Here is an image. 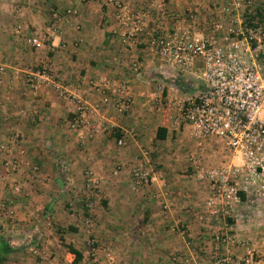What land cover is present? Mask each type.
Returning <instances> with one entry per match:
<instances>
[{
  "label": "crops",
  "instance_id": "obj_1",
  "mask_svg": "<svg viewBox=\"0 0 264 264\" xmlns=\"http://www.w3.org/2000/svg\"><path fill=\"white\" fill-rule=\"evenodd\" d=\"M8 1L0 0L1 28L6 26V18H11L6 9L13 12L15 8L11 20L16 18L15 27L21 24L25 36L49 35L41 49H33L15 36L23 50L8 61L3 79L7 86L12 84L13 91L4 85L0 88V145L10 144L26 175L20 179L18 195L0 177V200H8L15 209L10 220L0 214V224L8 235L6 245L12 249L9 263L72 264L65 245L82 252L80 264L93 263L87 259L90 253L84 234L90 222L94 237L113 252L110 263L102 249L100 260H96L99 264H218L225 254L242 257L246 251L242 242L256 250L252 264H264V200L249 199L238 205L229 224L209 215L205 223L198 220V214L206 213L203 203L209 189L205 182L193 178L191 157L211 164L223 158V151L213 138L194 141L189 127H175L174 120L179 102L202 89L196 84L192 89L190 82L200 80L203 62L198 60L191 71L181 74L152 46L158 38L183 31L206 35L216 23H222L225 30L232 26L239 29L241 21L220 15L225 1L121 0L124 8L139 18L136 29V24L120 25L114 18L115 7H103L101 2ZM54 13L61 15L60 21ZM125 35H131L128 43H123ZM218 37L221 39L222 33ZM134 63L141 65L139 72L134 71ZM44 65L66 90L88 104L92 131L82 133L86 139L71 129L74 102L61 98L52 83L32 90L31 83ZM100 82L107 85L103 91L94 86ZM124 89L132 104L120 113L113 103L106 104L104 97H118ZM160 128L165 129L163 139H158ZM119 139L125 141L124 147L117 145ZM146 151L149 156L144 155ZM224 158L231 160L232 156ZM4 162L0 156V174H5ZM142 163L155 167L156 182L144 187L145 191L138 188L135 197H121L128 183L132 187L133 167ZM117 165L123 171L113 176ZM33 167H38L39 174L28 179V173L35 174ZM88 169L99 181V198L88 197ZM65 193L73 198L71 203ZM90 215H96L94 223ZM44 221L69 227L76 234L68 242L69 232L64 234L59 227L58 231H29ZM180 227L183 234L175 231ZM218 236L234 237L236 242L222 243L216 249ZM30 252L39 254L41 262L28 259Z\"/></svg>",
  "mask_w": 264,
  "mask_h": 264
},
{
  "label": "built area",
  "instance_id": "obj_2",
  "mask_svg": "<svg viewBox=\"0 0 264 264\" xmlns=\"http://www.w3.org/2000/svg\"><path fill=\"white\" fill-rule=\"evenodd\" d=\"M101 2L103 7L114 6V18L124 27L135 25L138 27L139 18L127 11L121 0H89ZM219 9L220 15L235 18L239 29L233 26L226 29L222 23H216L211 32L198 36L189 31L173 37H161L152 42L154 51L170 67L177 68L181 74L191 71L198 60L203 62L201 75L202 89L186 100L179 102L175 127L186 125L189 127L190 137L196 142L206 139H219L233 152L239 163L223 164L216 167H205L200 159H191L193 178L208 185L209 195L203 203L206 213L197 215L199 221H204L206 215L217 220H226L231 217L234 209L244 201L240 192L254 194L264 199V30L256 31L245 24L246 15L253 9V0H224ZM71 14V12H68ZM53 17L60 21L58 13ZM68 22V19H64ZM56 27L52 29L55 32ZM222 33V38L218 33ZM15 36L22 38L26 45L33 49H41L49 35L40 37L36 35L25 36L21 24L14 28ZM131 35H125L123 43L130 41ZM133 69L139 72L141 65L134 63ZM5 69L0 66L1 75ZM43 83H52L59 96L68 102H74L75 110L71 121V129L83 133L91 131L88 104L78 98L74 93L64 88L50 67L44 66L38 71L35 82L31 83L37 89ZM99 91L107 87L100 82L94 85ZM118 97L107 95L105 103H113L120 112L125 113L131 107V99L124 89ZM125 141L119 139L117 145L125 146ZM19 153L25 155L24 149ZM148 156V152H144ZM0 156L5 159L7 177L22 175L25 170L19 158L13 155L10 144L0 145ZM38 167H33L36 173ZM117 174V171L114 173ZM88 197L95 196L98 191L91 171L86 172ZM132 184L136 188L149 186L156 182L157 175L151 165H138L132 169ZM7 177L1 176L5 179ZM21 187L16 179L11 190L15 193ZM0 212L5 220L15 215V209L8 200H0ZM216 249L221 244L231 245L236 242L234 237H216ZM246 246L242 257H233L225 254L218 259V264H252L256 251L252 246ZM90 253L97 260L102 250L96 240L89 242ZM105 255L110 259L111 252L104 249ZM187 264L188 261H186Z\"/></svg>",
  "mask_w": 264,
  "mask_h": 264
},
{
  "label": "rangeland",
  "instance_id": "obj_3",
  "mask_svg": "<svg viewBox=\"0 0 264 264\" xmlns=\"http://www.w3.org/2000/svg\"><path fill=\"white\" fill-rule=\"evenodd\" d=\"M5 1H7V2H9L8 0H5ZM254 1V3H253V9L251 10V11H249L248 13H254L255 14V16H256V18H257V20H262V19H264V0H253ZM15 9V8H14ZM14 9H13V12L12 11H10V9H6V11H5V13L7 14V15H11V18H14ZM247 13V14H248ZM59 14V13H58ZM260 14V15H259ZM60 15V14H59ZM61 16V15H60ZM247 16V15H246ZM2 17V16H1ZM11 18H10V20H8L7 18H6V23H5V27H3V28H1L0 27V66H3L4 67V69H5V71H4V73L1 75V77H2V80L4 79V77H5V74L8 72L7 71V69H9L8 67H7V63H8V61H11V60H13V58H16L17 57V55L19 54V51L20 50H23V49H21L22 48V43L20 42V41H18L16 38H15V34H14V28H15V19H13V20H11ZM4 18H1V20H3ZM264 22V21H263ZM261 24V23H260ZM264 28V25H262V28H259L258 30H256V34L257 33H259V31L262 29V30H264L263 29ZM4 58H7L8 60H7V62L4 60ZM16 60V62L18 61L17 59H15ZM5 65V66H4ZM45 66V65H44ZM43 66V67H44ZM47 66V65H46ZM48 67V66H47ZM34 69H36V71L38 70V68H35L34 67ZM42 69V68H41ZM36 71H34V72H36ZM52 71V70H51ZM52 73H53V71H52ZM201 80V79H200ZM200 80H198V81H195V82H193V84H191V82H190V87L192 88V89H196L195 88V86H194V84H196V85H202V83H201V81ZM6 86V88L10 91H13L12 89H13V86H12V84H9L8 86H7V84H4V80H3V83H0V88H1V86ZM32 90H34V89H32ZM197 92H199V90H196ZM196 92V93H197ZM188 97V96H187ZM91 129H92V127H91ZM92 131V130H91ZM85 131H83V133H84ZM78 133V132H77ZM80 136V138L81 139H86V137H84L85 135H83L81 132L80 133H78ZM215 141H217V143L215 144V146L216 147H218V150H221V151H223V158L221 159V160H219V162H213V163H211V164H207V163H204L203 162V160H201V162H202V164L205 166V167H216V166H219V165H223V164H229V163H233V161H231V160H233L234 159V156H233V152L231 151V149L226 145V143L224 142V141H222V140H219V139H214ZM124 147V146H123ZM229 153V154H228ZM188 154H190V153H188ZM187 154V155H188ZM226 155H231L232 156V158H231V160H229V159H225L224 157L226 156ZM149 156V155H148ZM193 157H196V156H193L192 155V157H191V159L193 158ZM196 158H198L199 159V157H196ZM235 163V162H234ZM138 165H142V166H146V163H142V164H138ZM138 165H136V166H138ZM4 166V171H5V173H6V167H5V165H3ZM2 166V167H3ZM135 166V167H136ZM134 168V167H133ZM155 168V167H154ZM2 169V168H1ZM88 171H91L92 173H93V176H94V179H95V181H97V185H98V191H97V193H96V195L95 196H97L98 198L100 197V193H101V191H100V187H99V181L96 179V177H95V173H94V171L92 170V169H88L86 172H88ZM117 171V174L115 175L114 173ZM123 171V169L120 167V165H117L116 167H115V169H114V173L112 172V174H113V176H119L120 175V172H122ZM38 172V171H37ZM35 173V174H32V173H28L27 175H28V179H34V177H36L39 173ZM0 173H1V171H0ZM37 174V175H36ZM1 176H4V177H7V175H4V174H0ZM131 175H132V171H131ZM0 176V177H1ZM26 177V175H25V172L22 174V175H15L14 177H12V178H10V177H7V178H5V179H3L5 182H8V184H9V186H10V188H11V186H12V184L16 181V179H17V181H18V183H19V185H20V187H21V189H20V191L18 192V193H15L14 192V190H12L13 191V193L14 194H16V195H18V194H21V190H22V183L20 182V179L21 178H25ZM132 178V177H131ZM87 180H88V178H87V176H86V173H85V183H86V187H87ZM144 187H147V186H144ZM144 187H141L140 189H142L143 188V191H145L146 189H144ZM136 190H135V189ZM140 189H138V188H136V187H134V185L132 184V187H131V185L128 183L127 184V189L125 190V191H123V194H122V196L121 197H126V198H129V197H135L136 196V194L138 193V192H140ZM45 193V192H44ZM47 195H48V193H46ZM103 196V194H101V197ZM49 197H51L50 195H49ZM64 197H68V199L70 200L69 201V203H71L72 201H73V198L69 195V194H67V193H65L64 194ZM67 199V200H68ZM1 200H4L3 198L1 199ZM67 203V202H66ZM93 204H94V201H93ZM71 213H73V210L71 211ZM0 214H1V212H0ZM1 217L3 218V216L1 215ZM90 217V220L94 223L95 221V217H96V215L95 216H92V215H90L89 216ZM209 217V216H208ZM207 218V217H206ZM89 220V219H88ZM210 220H212V219H210ZM229 219H226L225 221L224 220H222L221 222H226L227 224H229V221H228ZM200 222H207V221H200ZM1 225V224H0ZM59 226L56 224V223H54V222H50V221H44V222H37L33 227H31V230H29V231H37V230H39V229H41V230H44V231H50V230H57V228H58ZM59 228H62V230L64 231V234H66V231H68L69 233V235H68V238H67V241L68 242H70L71 240H72V238H73V236L72 235H74V234H76L75 232H73L69 227H59ZM85 228V231H84V234H85V236H87V240H86V244H87V241H88V246L87 247H89V253H90V249H91V247H90V245H89V242H90V240H92V239H94V240H96V242H97V245H99L100 246V248L101 249H109V251L111 252V258L109 259L108 257H107V255H105L104 257L106 258V260L107 261H109L110 263L113 261V252L111 251V248H109V247H105V248H103L104 246L103 245H101L99 242H98V240L94 237V233L92 232V229L94 228V226L92 225L91 226V224H90V222L88 223V227H84ZM58 231V230H57ZM175 231H178V232H180V233H184V230L180 227V229L178 228H176V230ZM60 232H61V229H60ZM59 233V232H58ZM60 234V233H59ZM8 235H7V232L5 231V229L3 228V226L1 225L0 226V253H2V252H4L5 250H6V247H5V243H4V241H6L7 242V239H8V237H7ZM2 240H4V241H2ZM225 245V244H224ZM242 245V244H241ZM242 247H245V246H242ZM256 251V250H255ZM256 255L257 254H255V258H254V262H255V260H256ZM39 254H36V253H33V252H30V254H28L26 257H28V259H30V258H32L33 259V261H35V262H37V261H39V262H41V260H39L40 258H39ZM41 257V256H40ZM37 258H38V260H37ZM88 258H90L91 260H90V262H92L93 261V263H91V264H99V262L98 261H94L95 259H94V257L91 255V253L89 254V255H87V259ZM100 258V254H98L97 255V260ZM100 260V259H99ZM10 262V257H7V264H10L9 263ZM108 262V263H109ZM187 264V263H186ZM190 264V263H189Z\"/></svg>",
  "mask_w": 264,
  "mask_h": 264
},
{
  "label": "trees",
  "instance_id": "obj_4",
  "mask_svg": "<svg viewBox=\"0 0 264 264\" xmlns=\"http://www.w3.org/2000/svg\"><path fill=\"white\" fill-rule=\"evenodd\" d=\"M260 15V14H259ZM264 19L262 20H257L256 16L254 13H248L246 16V21L245 24L247 25V27L253 29L254 31L258 30L259 28H262V25H264ZM261 23V24H260ZM264 29V28H263ZM165 129L164 128H160L159 129V133H158V139H163L165 138V134H161L162 132H164ZM241 196V199L246 202L249 199H252L254 201H262L264 199H261L259 197H257L254 194H245L240 192L239 193ZM4 241V240H2ZM5 243V247L6 250L2 253H0V264H7V257L9 254H11V250L10 248L6 245V241H4ZM67 250H68V255H67V259L69 260V262H71L72 264H80L83 259L84 256L82 254V252L78 251L77 249L74 248V246L72 245H65Z\"/></svg>",
  "mask_w": 264,
  "mask_h": 264
}]
</instances>
